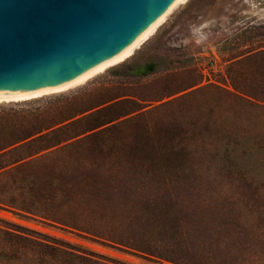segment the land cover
Masks as SVG:
<instances>
[{"label": "rangeland", "instance_id": "1", "mask_svg": "<svg viewBox=\"0 0 264 264\" xmlns=\"http://www.w3.org/2000/svg\"><path fill=\"white\" fill-rule=\"evenodd\" d=\"M149 61L159 70L138 77L127 69ZM234 88L264 102V0H182L127 57L84 83L1 101L0 109L22 111H0V144L31 133L18 152L25 159L58 150L0 175V199L42 215L0 206V225L117 264H264V110L232 106L222 93ZM168 101L146 119L188 127L184 150L153 148L170 132L149 140L125 125L88 138L93 130L81 132L77 122L99 107L113 105L104 113L114 115L145 105L132 115ZM198 114L208 127L196 123ZM43 216L133 239L174 260Z\"/></svg>", "mask_w": 264, "mask_h": 264}, {"label": "water", "instance_id": "2", "mask_svg": "<svg viewBox=\"0 0 264 264\" xmlns=\"http://www.w3.org/2000/svg\"><path fill=\"white\" fill-rule=\"evenodd\" d=\"M170 0H0V95L71 77L131 39Z\"/></svg>", "mask_w": 264, "mask_h": 264}, {"label": "trees", "instance_id": "3", "mask_svg": "<svg viewBox=\"0 0 264 264\" xmlns=\"http://www.w3.org/2000/svg\"><path fill=\"white\" fill-rule=\"evenodd\" d=\"M127 69L130 70V73L135 76H145L150 73L156 72L159 70L158 63L154 61L146 62L139 66H128ZM190 84L191 85H194ZM188 86V87H189ZM193 92V90L191 91ZM222 93L221 91H219ZM240 91L234 88V91L232 93H222L224 97L229 101V103L232 105L233 102H237L241 104L248 103L250 106H254L255 108H261L264 110V102L260 101L257 98L251 97L248 94L246 97L243 94L239 93ZM194 93V92H193ZM171 94H168L169 96ZM162 98V97H161ZM254 98V100L252 99ZM154 100V99H149ZM163 102L159 103L157 105H153L152 107H149L145 110L139 111L138 113L131 114L132 112L137 111L138 109H142L145 107V105H140L137 108L130 109L128 111H122L114 115H107L104 113V111H108L109 109H112L113 105H108L105 107H99L94 110H91L92 108H95L96 105H93L91 107H88L82 111L91 110L87 114L83 115L80 119L77 120V122H83L85 126L82 128L81 132H87L92 131V133L89 136H86L88 138L91 137H97L99 135L103 134H111L114 130L121 126L125 125H135L140 129L145 135L146 138L149 140L154 139V136L157 132H161L162 134L166 133H172V137L166 139V143L164 145H157L154 140L153 142L157 146H153V143L151 144L155 150H161V151H167L171 152L173 150H184L188 144L191 143V138L188 139V136L186 137V134L189 131L188 127H185L183 124L180 123H173L169 122L167 124L165 123H154L150 122L146 119V116L153 110L158 109L160 106L164 104H168ZM227 108H231L228 105H226ZM2 116H8L9 113L12 114H18L22 111V108L13 109L10 108L9 110L5 111L3 109H0ZM123 117V118H122ZM121 118V119H120ZM196 123L201 122L204 124L205 127H208L210 124L209 119L201 120L200 114H198V119L195 118ZM211 126V125H210ZM36 132V131H35ZM32 132V133H35ZM247 132L241 131L239 133L240 136H246ZM30 134H24L23 136L11 139L9 141H4L2 144H0V175L10 173L12 171H17L21 167L28 165L32 163L33 161H36L40 158L46 157L48 155H52L55 153V149L53 151H50L48 154H40L35 157L25 159L28 155H19L18 152L21 151L26 145H28L30 140L21 142L24 140L27 136ZM240 138V137H239ZM189 142V143H184ZM55 144V143H54ZM49 147V145L47 146ZM63 148H60L62 150ZM59 150V151H60ZM0 206L8 207L15 212H23L31 215H38V210L30 204H25L22 202H15V201H4L3 199H0ZM44 218L57 222L63 226H68L77 229L78 231H81L83 233L89 234L99 240L109 242L115 245H119L128 249H134L137 251H141L143 253H146L151 256L155 257H163L166 260H174L172 259V255H164L160 253H155L142 245L136 243L133 239L125 238V237H119L117 235H110L106 233H101L93 229L89 228H79L73 225H69L65 221H61L59 219ZM24 228V227H23ZM25 230H18L14 229L9 226L0 225V264H117L116 262L109 261L106 259H100L96 257L93 254H88L84 252H76L72 249H69L63 245H60L56 242L49 241L46 238L39 237L38 235H34L30 232H34L36 234H42L37 231H33L28 228H24Z\"/></svg>", "mask_w": 264, "mask_h": 264}, {"label": "bare ground", "instance_id": "4", "mask_svg": "<svg viewBox=\"0 0 264 264\" xmlns=\"http://www.w3.org/2000/svg\"><path fill=\"white\" fill-rule=\"evenodd\" d=\"M182 0H170L168 4L161 9L149 22H147L131 39L114 52L102 57L101 59L88 65L78 73L58 81L53 84H41L33 88L20 87L5 94L0 95L1 101L22 100L31 97L40 96L45 93L63 91L87 81L94 75L104 71L107 67L122 61L127 57L137 45L146 39L156 27L164 20L171 9Z\"/></svg>", "mask_w": 264, "mask_h": 264}]
</instances>
